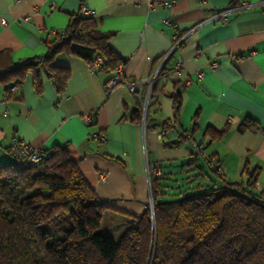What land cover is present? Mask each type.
Instances as JSON below:
<instances>
[{
  "label": "crops",
  "instance_id": "0c3cea01",
  "mask_svg": "<svg viewBox=\"0 0 264 264\" xmlns=\"http://www.w3.org/2000/svg\"><path fill=\"white\" fill-rule=\"evenodd\" d=\"M161 1L171 5L151 7L149 0H0V59L11 65L44 54L45 38L61 33L85 5L98 29L110 35V48L125 61L123 81L151 78L161 66L170 72L164 81L157 80L154 92L147 83L137 92L121 85L107 90L114 71L100 67L91 72L84 58L58 53L55 64L70 72L63 93L43 74L37 93L28 76L19 88L13 87L6 113L0 106V163L12 162L8 146L14 139L46 149L62 146L105 205L134 215L145 210L149 199L147 163L156 162L162 174L167 167L172 178L177 170L193 168L205 179L202 186L212 183L197 169L200 156L188 164L198 141L201 156L213 155L225 179L241 181L244 164L264 176V0ZM177 62L179 74L172 73ZM176 80L185 85L174 119L170 93ZM0 91L6 95L2 85ZM145 102L147 118L132 122L133 111ZM85 113L91 114L88 125ZM246 117L257 127L239 132ZM165 121L173 126L166 127L168 136L160 137ZM207 126H227L228 131L208 143L202 136ZM192 127L197 131L190 139ZM166 139L174 144L169 146Z\"/></svg>",
  "mask_w": 264,
  "mask_h": 264
},
{
  "label": "trees",
  "instance_id": "16d2710c",
  "mask_svg": "<svg viewBox=\"0 0 264 264\" xmlns=\"http://www.w3.org/2000/svg\"><path fill=\"white\" fill-rule=\"evenodd\" d=\"M81 6L61 33L45 38L44 54L14 65L0 59V85L7 98L10 87L19 88L28 76L39 93L42 74L63 93L70 72L55 64L58 53L78 55L87 63L101 57V67L110 72L125 62L110 48V35L98 29L92 16L83 15ZM168 72L161 66L158 75ZM184 85L176 80L170 93L174 119ZM143 113L147 118L148 105L143 112L139 104L131 121L140 123ZM172 126L165 121L162 129ZM256 127L246 117L238 131ZM196 131H188L190 139ZM227 131V126H207L202 136L211 143ZM165 143L171 146L174 141ZM192 149L188 164L200 156L217 181L199 165L212 183H197L188 188L190 193L165 200L167 177L161 170L149 176L152 212L147 201L140 215L105 205L62 146L47 149L38 165L0 163V264H264V181L255 188L260 169L244 164L243 179L231 182L219 173L213 155L201 156L203 146ZM200 174L198 170L192 175Z\"/></svg>",
  "mask_w": 264,
  "mask_h": 264
},
{
  "label": "built area",
  "instance_id": "2783aa9c",
  "mask_svg": "<svg viewBox=\"0 0 264 264\" xmlns=\"http://www.w3.org/2000/svg\"><path fill=\"white\" fill-rule=\"evenodd\" d=\"M149 5L151 7L154 6H170L171 2H167V1H161V0H149ZM81 12L83 15L85 16H92L93 15V11L91 9H89L87 6L82 5L81 6ZM165 23H167L168 25H171V21L169 18H166L164 20ZM104 63V59L101 57H95L90 63L87 64V68L89 71H94L97 70L98 68H100L102 66V64ZM123 65L124 63H118L115 68H114V73L111 76V78L108 80V82L105 84V88L107 90L112 89L115 86L121 85L123 87H125L128 91L130 92H137L139 90V88L141 87V85L143 83H147L151 89V87L153 86L154 82L156 80H162L164 81L165 78L167 77V75L170 73L168 72L167 74H162L161 76H159V70L158 72L155 74V76L151 77V78H142L139 80H133V81H123L121 78V72L123 69ZM212 68L216 67V63L212 62L211 64ZM181 64L180 62H177L174 66V69L172 70V73H176L179 74L181 71ZM200 74L202 75L203 72H200ZM10 90H13V87H10ZM7 104H8V99L6 97L5 94H3L2 91H0V106L3 108V112H7ZM147 106V102H145L143 104V109L146 108ZM84 118V122L85 124H90L91 122V114L90 113H85L83 115ZM169 134V130L167 129H162L159 131V136H168ZM98 138L102 141H104L106 139L105 134L100 133L98 135ZM201 142H195L193 144V147H197L200 148ZM8 153L10 154V156L12 157V163L16 164V165H24V164H34V165H38L39 163H41L46 155H47V149L41 146H31L25 142H21L18 140H12L8 146ZM161 173V168L160 166L156 163V162H150L147 163V180L149 183V176L150 175H159ZM106 176V174H103L102 177L104 178ZM255 188L259 189V183L256 182L255 183ZM148 205H149V210H152V206H151V198H150V194H149V199H148Z\"/></svg>",
  "mask_w": 264,
  "mask_h": 264
},
{
  "label": "rangeland",
  "instance_id": "374dc122",
  "mask_svg": "<svg viewBox=\"0 0 264 264\" xmlns=\"http://www.w3.org/2000/svg\"><path fill=\"white\" fill-rule=\"evenodd\" d=\"M144 116V113H143ZM200 166L203 167L205 172L209 174L210 177L214 179V181H217L216 178H214L206 169L205 164L202 160H200ZM188 168H184V173H182L180 170H177L174 178H172L171 174H169V169L167 167H164V176L167 177L166 180H164V184H166L168 187L165 189L166 190V196H164L165 200L169 199H176L181 197L179 192L185 191L186 193H190L191 186H195L197 183H203L205 181L204 178L203 181H201V177H193V171H187ZM175 179V180H174ZM264 181V176L260 175L258 183H259V189L262 185V182ZM178 186V188L176 187ZM209 185L208 187H210ZM195 191V190H194Z\"/></svg>",
  "mask_w": 264,
  "mask_h": 264
},
{
  "label": "water",
  "instance_id": "95a60500",
  "mask_svg": "<svg viewBox=\"0 0 264 264\" xmlns=\"http://www.w3.org/2000/svg\"><path fill=\"white\" fill-rule=\"evenodd\" d=\"M143 111H145V108L143 109ZM151 212H152V210H151ZM152 214V213H151ZM152 219V221H153V217L151 218Z\"/></svg>",
  "mask_w": 264,
  "mask_h": 264
}]
</instances>
